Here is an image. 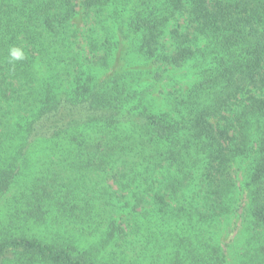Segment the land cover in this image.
Listing matches in <instances>:
<instances>
[{
    "label": "trees",
    "instance_id": "16d2710c",
    "mask_svg": "<svg viewBox=\"0 0 264 264\" xmlns=\"http://www.w3.org/2000/svg\"><path fill=\"white\" fill-rule=\"evenodd\" d=\"M0 264H264V0H0Z\"/></svg>",
    "mask_w": 264,
    "mask_h": 264
},
{
    "label": "clouds",
    "instance_id": "9594fccd",
    "mask_svg": "<svg viewBox=\"0 0 264 264\" xmlns=\"http://www.w3.org/2000/svg\"><path fill=\"white\" fill-rule=\"evenodd\" d=\"M24 59V52L19 47H12L9 50V62L20 61Z\"/></svg>",
    "mask_w": 264,
    "mask_h": 264
},
{
    "label": "rangeland",
    "instance_id": "374dc122",
    "mask_svg": "<svg viewBox=\"0 0 264 264\" xmlns=\"http://www.w3.org/2000/svg\"><path fill=\"white\" fill-rule=\"evenodd\" d=\"M231 238V237H230Z\"/></svg>",
    "mask_w": 264,
    "mask_h": 264
}]
</instances>
